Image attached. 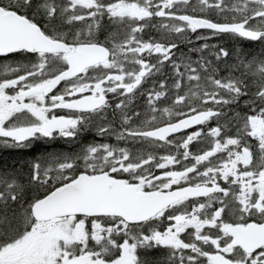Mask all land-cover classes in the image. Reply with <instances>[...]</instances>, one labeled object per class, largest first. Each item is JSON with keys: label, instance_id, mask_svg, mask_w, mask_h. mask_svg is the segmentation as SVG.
<instances>
[{"label": "snow or ice", "instance_id": "obj_1", "mask_svg": "<svg viewBox=\"0 0 264 264\" xmlns=\"http://www.w3.org/2000/svg\"><path fill=\"white\" fill-rule=\"evenodd\" d=\"M57 140L0 264H264V0H0V148Z\"/></svg>", "mask_w": 264, "mask_h": 264}, {"label": "trees", "instance_id": "obj_2", "mask_svg": "<svg viewBox=\"0 0 264 264\" xmlns=\"http://www.w3.org/2000/svg\"><path fill=\"white\" fill-rule=\"evenodd\" d=\"M249 42L241 41L239 44L236 45H229L235 47L246 48L249 51H253V49L248 48ZM254 51H259L258 48L254 49ZM83 142H92L93 135L91 133H87L82 137ZM69 151L71 147L64 143L62 140H57L52 143H44L43 141H35L29 148L27 149H20V150H13V149H3L0 148V165L4 163L11 164L14 161L20 160H29L34 158L37 155L43 154L45 152L50 151Z\"/></svg>", "mask_w": 264, "mask_h": 264}]
</instances>
